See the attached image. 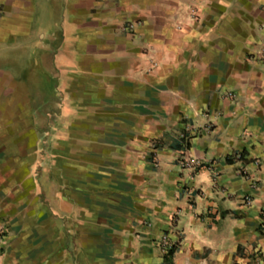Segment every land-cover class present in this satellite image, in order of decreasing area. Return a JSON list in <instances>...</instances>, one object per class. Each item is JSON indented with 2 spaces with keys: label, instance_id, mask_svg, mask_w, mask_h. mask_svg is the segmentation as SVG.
<instances>
[{
  "label": "crops",
  "instance_id": "1",
  "mask_svg": "<svg viewBox=\"0 0 264 264\" xmlns=\"http://www.w3.org/2000/svg\"><path fill=\"white\" fill-rule=\"evenodd\" d=\"M263 35L264 0H0V264H264Z\"/></svg>",
  "mask_w": 264,
  "mask_h": 264
},
{
  "label": "rangeland",
  "instance_id": "2",
  "mask_svg": "<svg viewBox=\"0 0 264 264\" xmlns=\"http://www.w3.org/2000/svg\"><path fill=\"white\" fill-rule=\"evenodd\" d=\"M50 25L51 24H48L47 28H45L46 26L42 24L40 25V27H42L43 31L45 32V29L49 30L51 28ZM52 25L53 27H55V24ZM21 49L22 48L18 49V51ZM7 50L9 49H6L5 51ZM22 53L26 54L25 61L27 62V66L20 70V74L22 76L28 77V83L30 82L31 85L30 97L32 100H34V102L35 101L37 102V100H39L40 98L45 97L46 90L48 91L49 89H51L50 84H54V82L50 78L45 77L44 63L41 60L40 55H36L34 51L30 52L29 49L28 50L24 49V52ZM7 55L8 53H5L4 55L1 56L0 63L6 66H12V64L8 62ZM52 66H56V64L53 63ZM46 80L48 82L47 84H46ZM22 94L24 95L27 94V87L23 89ZM34 105L37 106L38 103L37 104L35 103ZM9 106L11 107L12 104L11 103L6 104V110L9 109ZM14 106H15L14 109L16 110V104H14ZM31 106H32L31 103L22 101L20 104V109L22 113L28 112L31 110ZM39 156L43 158V152H40Z\"/></svg>",
  "mask_w": 264,
  "mask_h": 264
},
{
  "label": "built area",
  "instance_id": "3",
  "mask_svg": "<svg viewBox=\"0 0 264 264\" xmlns=\"http://www.w3.org/2000/svg\"><path fill=\"white\" fill-rule=\"evenodd\" d=\"M124 29L127 30V31H129V32H132L133 29H134V23L133 22H129L128 24L125 25ZM258 58L260 60L264 61V35H263V39H262V43H261V49H260V51L258 53ZM227 96L234 97V93L232 91H228L227 92ZM155 146L156 145L153 144V147H155ZM237 157L238 158H241L240 155H238ZM184 161H185V164H190V161L187 158L184 159ZM241 173L243 175H245V176H248V178H250V179L252 178L251 175H250V173H248L246 170L241 171ZM252 180H253L252 181V185L254 186L255 185V180L254 179H252ZM248 201H250V200H248ZM161 245H162V248L167 252L168 248L170 247V242H169L167 236H164L162 238Z\"/></svg>",
  "mask_w": 264,
  "mask_h": 264
},
{
  "label": "trees",
  "instance_id": "4",
  "mask_svg": "<svg viewBox=\"0 0 264 264\" xmlns=\"http://www.w3.org/2000/svg\"><path fill=\"white\" fill-rule=\"evenodd\" d=\"M243 156L241 155V158H242ZM174 251H175V245H172V246H170L169 248H168V250H167V252H166V255H165V257H166V259L168 260L169 258H170V256L174 253Z\"/></svg>",
  "mask_w": 264,
  "mask_h": 264
}]
</instances>
